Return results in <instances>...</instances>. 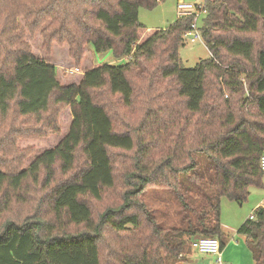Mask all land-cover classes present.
<instances>
[{"label":"trees","instance_id":"trees-1","mask_svg":"<svg viewBox=\"0 0 264 264\" xmlns=\"http://www.w3.org/2000/svg\"><path fill=\"white\" fill-rule=\"evenodd\" d=\"M162 1L0 0V119L14 113L23 124L38 125L14 143L19 167L13 172L0 168L5 207L14 199L28 202L21 194L28 182L50 188L58 183V173L72 174L84 157L74 180L53 188L52 219L33 214L3 225L0 264H103L102 229L140 233V212L147 214L142 197L150 186L176 192L181 226L163 232L145 215L153 227L150 243L138 252L129 248L117 258L120 264H165L201 237H216L223 248L221 199L242 204L251 186L263 185L264 0H208L199 29L210 56L192 69L179 54L192 17L140 34L145 29L140 9H154ZM38 33L48 58L55 47L68 48L77 81L61 82L58 67L35 55L29 38ZM258 34L263 35L260 47L254 39ZM159 50L164 65L158 73L176 85L177 100L175 114L157 119L159 140L168 143L160 158L139 137L141 130L137 138L117 132L106 104L96 97L105 89L131 107L135 87L129 75L145 74ZM108 52L119 63H94V53ZM211 91L215 94L209 96ZM42 140L56 145L26 167L36 148L19 143ZM114 150H136L134 170L124 176L122 205L108 209L96 223L87 200L101 201L115 188ZM200 154L208 161L204 169L196 159ZM255 214L256 220H247L238 233L246 237L255 264H264V208ZM69 226L86 230L73 233Z\"/></svg>","mask_w":264,"mask_h":264},{"label":"rangeland","instance_id":"rangeland-1","mask_svg":"<svg viewBox=\"0 0 264 264\" xmlns=\"http://www.w3.org/2000/svg\"><path fill=\"white\" fill-rule=\"evenodd\" d=\"M179 2L185 4H204L206 0H164L160 2L154 9L141 8L139 11V22L145 27L140 34H147L145 30H164L174 25L177 21V5ZM204 17L200 19L199 26ZM24 24V21L21 20ZM38 33L35 38H29L31 47L35 55L46 59L51 64L58 67L60 81L71 83L77 81L79 76L74 71V65L69 59L68 48L55 47L54 54L48 58L42 51V39ZM263 35L254 36L256 45L262 42ZM180 47V58L183 64L189 68H195L200 60L209 58V50L205 41H199L196 44L184 43ZM257 47V48H258ZM111 52L97 54L94 53L93 61L96 64L119 63L112 56ZM91 62L84 63L88 66ZM151 65V66H150ZM148 64V69L145 74L134 72L129 77L135 87V96L133 105L129 108L123 106L118 97L111 96L107 90L96 92V97L102 103L106 104L108 111L114 119V127L117 132L130 133L137 138L136 131H140L139 137L147 142L151 152L156 153L158 158L162 157L167 151L165 141L159 140L160 128L157 124L159 117L166 119L168 112L175 114L176 94L175 84L160 77V68L164 65V57L161 50L157 52L156 59L152 64ZM215 94L214 91L209 92V96ZM181 100V99H180ZM23 120L18 118L16 114L10 113L6 120L0 119V168L13 172L20 164L19 154L15 152L14 143L19 135H28L31 130L38 127L37 124H23ZM68 122L62 118V123ZM29 129L27 133L25 130ZM162 138V135H161ZM170 147L172 141H175L174 136L168 138ZM56 144L51 140H42L39 142H20V148L34 147L36 154L26 163L28 167L34 157L44 150L54 147ZM166 145V146H165ZM157 152L159 154L157 155ZM136 150L132 152L114 150L112 158L114 168L116 169L117 183L115 188L106 192L101 201L87 200V203L92 208L94 220L99 223L102 215L108 209H118L122 203V196L126 191L123 183L124 176L127 172L134 170V156ZM78 159L80 156L78 155ZM202 169L207 167V159L203 154L196 157ZM83 159L81 158L75 167L72 174L63 176L58 173L57 184L50 188L35 185L28 182L27 186L22 191V196L28 200L24 203L14 199V202L9 208H6L4 201L0 197V231L3 225L8 220L22 221L24 218L37 214L42 215L45 220L52 219L49 216V204L52 200L53 188L55 186L72 182L74 177L83 168ZM262 186H251L249 188V196L244 203L230 201L227 197H223L220 201V220L222 230L224 232V246L222 248V260L225 264H255L253 254L247 244L246 237L238 233L242 224L250 219L251 215H256L255 206L264 201V174L262 177ZM145 204L146 212L152 220L156 222L163 232L171 230L173 227H180L182 218V206L177 198L176 192L171 189H162L155 186H150L142 197ZM131 213H136L132 210ZM140 212L141 219L144 221V226L140 233H116L111 227L102 229L101 237V254L103 264H120L117 260L122 254L133 248V251L146 246L150 243L153 227L145 222V215ZM48 218V219H47ZM84 226L74 227L69 226V231L73 233L84 232ZM164 235V234H163ZM199 239V238H197ZM195 239V240H197ZM164 257V253H162ZM217 257L213 255L200 254L192 250L190 242L187 243L185 251L176 258H166L165 264H217Z\"/></svg>","mask_w":264,"mask_h":264},{"label":"built area","instance_id":"built-area-1","mask_svg":"<svg viewBox=\"0 0 264 264\" xmlns=\"http://www.w3.org/2000/svg\"><path fill=\"white\" fill-rule=\"evenodd\" d=\"M207 1L204 4H185L179 2L177 5L178 18H193L190 30L185 34L187 43L196 44L199 41H204L203 35L200 31L199 23L202 17L208 15ZM261 170L264 172V155L260 162ZM249 220H256V215H251ZM191 248L200 254L213 255L217 257V264H225L222 260L221 242L216 237H201L193 240Z\"/></svg>","mask_w":264,"mask_h":264},{"label":"crops","instance_id":"crops-1","mask_svg":"<svg viewBox=\"0 0 264 264\" xmlns=\"http://www.w3.org/2000/svg\"><path fill=\"white\" fill-rule=\"evenodd\" d=\"M259 208H264V201L259 202V203L255 206V210H257V209H259ZM245 222H246V221H245ZM245 222H244V223H245ZM244 223H243V224H244ZM243 224H242V225H243ZM220 241H221V240H220Z\"/></svg>","mask_w":264,"mask_h":264}]
</instances>
